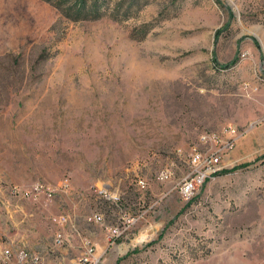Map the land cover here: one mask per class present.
I'll use <instances>...</instances> for the list:
<instances>
[{"label": "rangeland", "instance_id": "obj_1", "mask_svg": "<svg viewBox=\"0 0 264 264\" xmlns=\"http://www.w3.org/2000/svg\"><path fill=\"white\" fill-rule=\"evenodd\" d=\"M79 4L0 0V246L45 264L133 250L120 264H264V140L190 205L182 166L156 181L179 149L213 152L214 136L234 130L238 145L264 128V0H111L95 20Z\"/></svg>", "mask_w": 264, "mask_h": 264}, {"label": "built area", "instance_id": "obj_2", "mask_svg": "<svg viewBox=\"0 0 264 264\" xmlns=\"http://www.w3.org/2000/svg\"><path fill=\"white\" fill-rule=\"evenodd\" d=\"M230 136L223 138L212 137V141L215 143L216 149L213 152H202L197 148L191 147L187 151L177 150L175 156L177 162H173L159 171L156 176V181L159 183H164L171 176L176 174L178 167L182 166L184 169L182 177H180L177 190L184 202H189L198 192L200 187L206 181L211 180L217 176L225 168L223 165V158L229 152H231L237 141V136L234 130L229 131ZM203 141L206 139L203 138ZM179 165V166H178ZM138 190L144 191L147 189V182L145 180L139 179L136 182ZM99 198L104 201L118 205L120 203V198L117 195L110 194L107 191L99 192ZM137 219H132L128 221L127 227L120 231L118 228L111 230V237H119L124 231H127L132 224L136 222ZM89 223L100 224L102 222V216L100 214H93L88 218ZM69 217L67 215H60L58 217V224L60 227L70 226ZM71 236H79V233L75 227L70 226ZM66 242L65 233L60 230L56 233L54 237V244L56 247H61ZM84 251V261H88L93 257L95 252V245L90 241L83 240ZM14 261L16 264H45L43 257L35 252L29 251L22 247L15 246H0V262L7 264Z\"/></svg>", "mask_w": 264, "mask_h": 264}, {"label": "trees", "instance_id": "obj_3", "mask_svg": "<svg viewBox=\"0 0 264 264\" xmlns=\"http://www.w3.org/2000/svg\"><path fill=\"white\" fill-rule=\"evenodd\" d=\"M79 1H80L79 7H78L79 10L77 12L79 14V16H82L83 18H86V19L95 20V19H98L101 16H104L107 14V10L109 8V3L111 0H79ZM162 17H163V14L160 15V18H162ZM222 69H226V66L222 67ZM245 165H247V164L235 166V167L228 169V170H223L217 176H223V175L231 174L237 170H240L241 168H244ZM192 200H193V198L189 202H187L186 204L190 205ZM167 227H168V225L166 226V228ZM137 252H138L137 250H133L131 252H128L126 256L117 259V261L114 264H120L123 260H125L126 258L131 256L132 254H136Z\"/></svg>", "mask_w": 264, "mask_h": 264}, {"label": "crops", "instance_id": "obj_4", "mask_svg": "<svg viewBox=\"0 0 264 264\" xmlns=\"http://www.w3.org/2000/svg\"><path fill=\"white\" fill-rule=\"evenodd\" d=\"M260 140H264V128H261L260 130L254 132V140L251 136L248 135L243 139H241L238 145L236 144L234 149L231 152H229L227 155H225L222 162L227 163L231 160V158H234L237 161L245 162L249 159L261 155L260 152L261 149H257L256 147L259 144ZM253 141H254V147H253Z\"/></svg>", "mask_w": 264, "mask_h": 264}]
</instances>
